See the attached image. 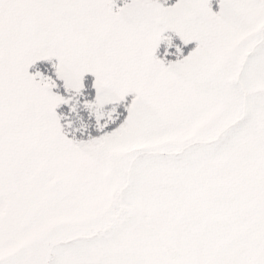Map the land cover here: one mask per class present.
<instances>
[{
    "label": "snow or ice",
    "instance_id": "snow-or-ice-1",
    "mask_svg": "<svg viewBox=\"0 0 264 264\" xmlns=\"http://www.w3.org/2000/svg\"><path fill=\"white\" fill-rule=\"evenodd\" d=\"M0 264H264V0H0Z\"/></svg>",
    "mask_w": 264,
    "mask_h": 264
}]
</instances>
